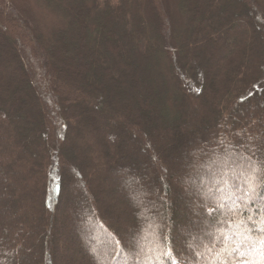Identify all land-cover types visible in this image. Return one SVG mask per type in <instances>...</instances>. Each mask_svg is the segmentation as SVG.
Returning a JSON list of instances; mask_svg holds the SVG:
<instances>
[{
  "label": "trees",
  "instance_id": "1",
  "mask_svg": "<svg viewBox=\"0 0 264 264\" xmlns=\"http://www.w3.org/2000/svg\"><path fill=\"white\" fill-rule=\"evenodd\" d=\"M39 1L0 0V264H261L264 0Z\"/></svg>",
  "mask_w": 264,
  "mask_h": 264
},
{
  "label": "rangeland",
  "instance_id": "2",
  "mask_svg": "<svg viewBox=\"0 0 264 264\" xmlns=\"http://www.w3.org/2000/svg\"><path fill=\"white\" fill-rule=\"evenodd\" d=\"M29 8H31L32 14L36 17V19H38L41 29H43V31H45V32L48 31V30L50 31L53 27H56V25L58 24L59 20L61 19L60 15L58 13L47 9V7L45 6L43 1L30 0ZM175 8H176V3H175V0H173L172 9H173V13H175L176 17H177L178 13H177V9H175ZM151 74L153 76L154 72H151ZM65 193H67V192L65 191ZM62 199H63V201L65 200L64 197ZM63 201L61 203H63ZM237 206L239 207V205H237ZM61 207L63 208L64 205L61 204ZM230 210H231V208H230ZM73 238H75V237H73ZM75 239L77 240V238H75ZM48 242H49L48 245H51V244L54 245V242L50 241L49 239H48ZM87 247H89V246H87ZM84 249H86V247ZM100 252H101V250H99L98 253H100ZM64 253H65L64 250H60L59 251L60 255L64 254ZM86 256L87 255H85V253L82 252V250H81V258H82L81 261H83V259H85ZM86 261L87 260H85L84 263ZM88 262H89V260H88ZM58 263L59 262L57 261L56 264H58ZM91 263L94 264L93 261Z\"/></svg>",
  "mask_w": 264,
  "mask_h": 264
},
{
  "label": "snow or ice",
  "instance_id": "3",
  "mask_svg": "<svg viewBox=\"0 0 264 264\" xmlns=\"http://www.w3.org/2000/svg\"><path fill=\"white\" fill-rule=\"evenodd\" d=\"M255 179H256L255 175L253 174L248 180L249 192L250 193L255 191ZM259 231L264 233V227H261L259 229ZM247 237H248V234H244L241 237L240 241L237 243L236 247L232 249V251L235 254H238V255L241 254L242 246L252 243V241L250 239H248ZM257 243H259L262 246H264V241H258ZM225 264H227V262H225ZM242 264H247V262L242 261ZM261 264H264V261H262Z\"/></svg>",
  "mask_w": 264,
  "mask_h": 264
}]
</instances>
